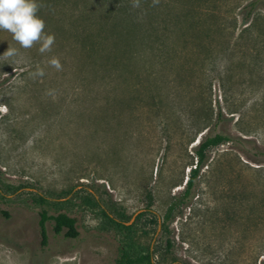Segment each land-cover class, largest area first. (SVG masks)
I'll use <instances>...</instances> for the list:
<instances>
[{
	"label": "rangeland",
	"instance_id": "1",
	"mask_svg": "<svg viewBox=\"0 0 264 264\" xmlns=\"http://www.w3.org/2000/svg\"><path fill=\"white\" fill-rule=\"evenodd\" d=\"M38 5L50 51L0 31V55L17 49L0 57V264H115L123 235L106 214L139 210L132 237L154 264H264V0ZM214 133L230 139L165 228ZM42 209L78 235L47 221L42 245Z\"/></svg>",
	"mask_w": 264,
	"mask_h": 264
},
{
	"label": "trees",
	"instance_id": "2",
	"mask_svg": "<svg viewBox=\"0 0 264 264\" xmlns=\"http://www.w3.org/2000/svg\"><path fill=\"white\" fill-rule=\"evenodd\" d=\"M255 4L256 1L250 2V8L253 9ZM229 139V136L225 134L214 133L206 135L201 141H199V145L195 148L197 164L190 170L189 176L186 181V187L182 195H180L175 201H173L167 208L163 221L165 228L167 223L172 219L174 210L180 204L184 203L189 196L190 191L194 186L195 180L199 174L201 164L206 158V151L210 147L220 145L223 142L228 141ZM261 155H264V153H261ZM34 201L37 204H44L45 198L42 196H37ZM0 213L8 216L7 211L0 210ZM106 215L109 219V222L117 229V231H119L120 234L123 235V240L121 243L119 254L115 260V264H154L152 261V254L149 249H144V247L138 244L132 237L134 226L143 217L144 212L138 214L135 220L129 225L125 224V222L123 221L110 217L108 214ZM47 221L54 222L53 229L56 234H61L63 231H65V237L73 238L78 235V231L75 225V218L67 215L66 213L50 215L48 214L47 210L42 209L39 219V233L41 236L42 245H45L48 239L46 227Z\"/></svg>",
	"mask_w": 264,
	"mask_h": 264
},
{
	"label": "clouds",
	"instance_id": "3",
	"mask_svg": "<svg viewBox=\"0 0 264 264\" xmlns=\"http://www.w3.org/2000/svg\"><path fill=\"white\" fill-rule=\"evenodd\" d=\"M38 10V0H0V31L11 33L12 39L25 49L39 43L38 51L45 53L51 50L55 38L44 34L45 22L38 15ZM16 52L17 49L9 46L0 57H11ZM48 64L57 70L62 68L55 56L48 60ZM31 75L43 77L44 69L38 66Z\"/></svg>",
	"mask_w": 264,
	"mask_h": 264
},
{
	"label": "water",
	"instance_id": "4",
	"mask_svg": "<svg viewBox=\"0 0 264 264\" xmlns=\"http://www.w3.org/2000/svg\"><path fill=\"white\" fill-rule=\"evenodd\" d=\"M143 210H139L138 212H136V214H134V216L131 218V220L129 221V222H127L126 224H131L133 221H134V219H135V217H136V215H138L140 212H142Z\"/></svg>",
	"mask_w": 264,
	"mask_h": 264
}]
</instances>
